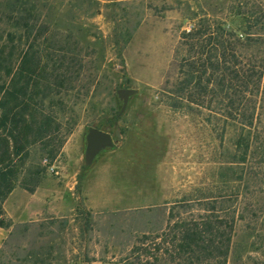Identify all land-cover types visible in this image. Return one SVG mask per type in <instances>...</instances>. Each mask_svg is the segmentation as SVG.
Returning <instances> with one entry per match:
<instances>
[{
	"label": "rangeland",
	"instance_id": "obj_1",
	"mask_svg": "<svg viewBox=\"0 0 264 264\" xmlns=\"http://www.w3.org/2000/svg\"><path fill=\"white\" fill-rule=\"evenodd\" d=\"M8 1L14 0H0L5 52L44 57L47 49L74 63L65 64L73 83L61 98L64 106L54 108L59 153L51 160L33 149L28 165L43 169L34 191L17 187L3 203L11 227L0 228V264H179L151 243L141 263L131 250L142 235L162 234L170 214L174 221L204 215L197 199L222 187L219 122L209 109L185 103L172 109L164 93L181 78V36L191 28L190 12L227 21L240 7L263 20L264 0H25L34 7L31 33L7 20ZM121 88L137 92L112 128L116 147L87 167V128L118 116ZM261 221L253 238L246 223L237 222L226 264H264Z\"/></svg>",
	"mask_w": 264,
	"mask_h": 264
},
{
	"label": "trees",
	"instance_id": "obj_2",
	"mask_svg": "<svg viewBox=\"0 0 264 264\" xmlns=\"http://www.w3.org/2000/svg\"><path fill=\"white\" fill-rule=\"evenodd\" d=\"M7 3V20L31 33L36 25L34 7L25 0ZM236 8L227 21L215 20L206 12H190L191 28L181 36L186 51L180 62L181 78L174 89L164 92L176 101L169 104L172 109L182 108L183 103L209 109L219 122L222 187L214 197L197 199L204 215L174 221L170 214L171 223L162 234L152 240L142 235L131 250L138 262L150 255L151 243L170 262L226 264L237 222L246 223L250 238L258 232L261 218L264 223V19L255 17L252 10ZM4 49L0 40V228L8 229L11 223L5 220L3 203L17 187L33 192L43 173L39 164L30 169L31 151L37 147L42 157L52 160L62 147L54 108L64 106L61 98L73 83L74 59L63 54L54 58L47 49L44 57L40 51L14 57ZM117 117L95 128L112 136ZM157 239L159 243L154 242ZM124 264L133 263L126 260Z\"/></svg>",
	"mask_w": 264,
	"mask_h": 264
},
{
	"label": "water",
	"instance_id": "obj_3",
	"mask_svg": "<svg viewBox=\"0 0 264 264\" xmlns=\"http://www.w3.org/2000/svg\"><path fill=\"white\" fill-rule=\"evenodd\" d=\"M135 89L121 88L116 90V95L120 101H122V107L118 114L121 116L127 108L129 98L136 94ZM84 164L85 166H91L97 157L107 150L115 149V143L113 137L102 130L95 127L87 128L86 135L84 137Z\"/></svg>",
	"mask_w": 264,
	"mask_h": 264
},
{
	"label": "built area",
	"instance_id": "obj_4",
	"mask_svg": "<svg viewBox=\"0 0 264 264\" xmlns=\"http://www.w3.org/2000/svg\"><path fill=\"white\" fill-rule=\"evenodd\" d=\"M45 162H46V160H45ZM51 170H53V168H51Z\"/></svg>",
	"mask_w": 264,
	"mask_h": 264
}]
</instances>
